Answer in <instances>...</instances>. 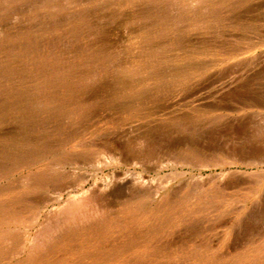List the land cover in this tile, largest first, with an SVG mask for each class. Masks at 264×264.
<instances>
[{
	"label": "bare ground",
	"instance_id": "bare-ground-1",
	"mask_svg": "<svg viewBox=\"0 0 264 264\" xmlns=\"http://www.w3.org/2000/svg\"><path fill=\"white\" fill-rule=\"evenodd\" d=\"M18 1L21 0H0V4ZM24 1L15 13L19 17L18 29L0 31V181L29 172L0 186V264H147L159 258H178L183 264H264V211L248 212L246 219L223 225L243 229L255 246L245 251L235 247L234 255L215 254L211 246L195 244L193 239L201 233L196 214L206 203L205 196H196L195 192L183 197L164 196L155 206L148 203L149 191L133 194L115 213L111 212L113 204L106 202L103 194L73 197L41 227L28 251L21 253L22 234L18 227L23 224L22 212L37 192L61 184L54 163L60 150H66L70 132L81 130L96 119V114H92L97 109L94 101L104 97L105 105L117 112L145 116L140 113L149 105L175 88L190 84L204 71V65L194 62L197 51H189L181 42L183 32L177 25L185 21L211 30L226 20L223 9L233 7L234 12V8H244L250 2L194 0L197 7L186 16L172 15L169 5H163L170 0H123L127 4H145L136 12L145 32L133 65L126 67L122 62L116 67L119 55L109 45V37L93 40L88 48L81 46L77 38L83 28L88 36L102 32L91 23L89 11L59 16L61 0ZM42 10L47 12L43 15ZM103 10L100 9L102 13ZM22 21L30 24L23 26ZM235 24L241 29L250 28L238 21ZM63 29L64 34L73 37L67 42L70 46L59 50L57 31ZM46 34L51 38L43 39ZM172 48L179 51L172 52ZM260 105L264 106V98ZM160 130L149 132L144 146L125 143L126 150L136 157L153 155ZM254 135L257 142L263 141L264 129ZM249 152L258 154L260 150L253 148ZM47 161L52 163L44 164ZM191 199H195V206L190 207ZM177 229L188 233V238L176 242L173 248L167 238Z\"/></svg>",
	"mask_w": 264,
	"mask_h": 264
},
{
	"label": "rangeland",
	"instance_id": "rangeland-1",
	"mask_svg": "<svg viewBox=\"0 0 264 264\" xmlns=\"http://www.w3.org/2000/svg\"><path fill=\"white\" fill-rule=\"evenodd\" d=\"M72 1L61 0L63 8L58 15L89 11L91 23L102 31L93 37L82 27V33L77 37L81 46L88 48L93 40L106 35L109 45L120 57L114 65L117 67L123 62L126 67L132 66L143 45L145 32L142 22L136 19V12L145 4H127L123 0ZM24 2L0 4V31L18 29L19 17L15 13ZM163 5H169L172 15L186 16L197 7L194 0H170ZM159 6L161 9V4ZM102 8L104 13L100 11ZM232 8L222 10L226 20L211 30L190 26L185 21L177 25L183 32L181 42L189 51H197L194 62L204 65V71L190 84L175 88L149 105L140 113L145 116L117 112L105 105L104 97L94 101L97 109L92 114H96V119L89 126L70 132L66 150H60L61 156H57L54 163L61 184L37 192L22 212L23 224L18 227L22 234L21 253L28 251L41 227L53 219L68 200L93 192L103 194L105 201L113 204L112 213L142 192L151 193L148 201L151 206L164 196L183 197L195 192L196 196H205L203 199L206 200L196 214L201 221V233L193 238L195 244H208L213 253L226 255H234L235 247L245 251L255 246L243 229L223 225L224 222L235 223L238 218L246 219L248 212L259 214L264 211V139L257 142L254 135L264 129V106L260 105L264 98V0H250L244 8H234V12ZM40 12L44 15L47 11ZM235 20L250 25V28H239ZM24 22H21L23 26L30 24ZM64 32L65 29L57 31L59 50L70 46L67 42L73 37ZM49 38L51 36L46 34L43 39ZM178 51L172 48V52ZM102 77L98 80L103 81ZM154 129L162 130L158 132L159 144L153 155L136 157L126 150L127 142H135V147L144 146L147 134ZM253 148L260 153H250ZM28 173L23 171L1 180L0 186ZM193 202L195 199L190 200V207L195 206ZM177 231L167 238L173 242V248L176 242L188 238V233L181 229ZM183 262L178 258H159L147 264Z\"/></svg>",
	"mask_w": 264,
	"mask_h": 264
}]
</instances>
